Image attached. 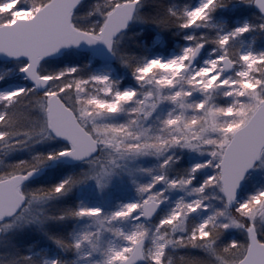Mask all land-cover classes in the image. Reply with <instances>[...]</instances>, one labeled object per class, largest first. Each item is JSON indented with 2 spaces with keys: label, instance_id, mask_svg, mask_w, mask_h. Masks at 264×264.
Returning <instances> with one entry per match:
<instances>
[{
  "label": "snow or ice",
  "instance_id": "1",
  "mask_svg": "<svg viewBox=\"0 0 264 264\" xmlns=\"http://www.w3.org/2000/svg\"><path fill=\"white\" fill-rule=\"evenodd\" d=\"M147 4L0 0V264H264V0Z\"/></svg>",
  "mask_w": 264,
  "mask_h": 264
},
{
  "label": "trees",
  "instance_id": "2",
  "mask_svg": "<svg viewBox=\"0 0 264 264\" xmlns=\"http://www.w3.org/2000/svg\"><path fill=\"white\" fill-rule=\"evenodd\" d=\"M195 0H148V4L146 7L143 9L145 12H153L158 5H169V4H176V5H183L186 3H194ZM144 31L142 32L141 35H133L131 39L128 40L127 43H124V45L129 49V50H136V46L138 44H141L143 41L147 40L149 43L153 40L155 30L152 28L150 25H144ZM177 42V37L171 38V44L170 48H173V45ZM54 145H43V146H36L37 151H46L49 147H52ZM27 151L25 152H19V153H14L9 155L6 158V161H11V160H16V159H21V158H27ZM61 178V174L55 176L54 178L50 179L49 181L44 182L42 179L34 180L32 181L34 186H47L51 183L57 182ZM59 206V202H57L56 205H54V209ZM4 237V234H2L0 240ZM7 237V236H6ZM45 238V237H44ZM46 239V238H45ZM5 243V242H4ZM17 244L21 251L24 252V249L32 244L30 240L28 239L27 235L20 236L19 234L10 232L8 235V239L6 244H8V247L6 248L5 246L1 249L0 252L4 251H9L11 250V244Z\"/></svg>",
  "mask_w": 264,
  "mask_h": 264
},
{
  "label": "rangeland",
  "instance_id": "3",
  "mask_svg": "<svg viewBox=\"0 0 264 264\" xmlns=\"http://www.w3.org/2000/svg\"><path fill=\"white\" fill-rule=\"evenodd\" d=\"M245 14H247V13H245ZM143 28H144L143 24H139V23L133 24L132 27L128 30V34L125 36L124 43H127L128 40L133 37V35H135L137 33H142L144 31ZM155 35H156V33H154V37H155ZM154 37H153V39H154ZM179 43H182V41L180 40L179 37H177V42L173 45V48L175 47L176 44H179ZM157 50H159V49H157ZM167 51L168 50H165V54H167ZM126 82H130V79H128ZM37 146H43V145H37ZM47 146H50V145H47ZM57 175H60V174L55 173L53 170H51V171H48L45 174V176H43L41 179L44 182H46V181H49L50 179L54 178ZM89 191H90V189H89ZM123 195H125L127 197H131V196L134 195V193H132L131 191H126V192L123 193ZM56 204H57V202H53V204H52V208L53 209H54V205H56ZM47 227L52 232H57V231L61 230L59 228V226H56V225H48ZM10 232L11 231H9L6 235L4 234V237L0 240V251L4 247V245L6 244L7 239H8V235H9ZM25 235H27L28 239L30 240V242H32L31 245L35 246L33 248V251H37V250H41V249H45V248H47V249H51L52 248L51 244L47 241V239H45L42 234L36 232L34 229L26 230V234ZM28 247H26L24 249L25 253L27 252ZM53 251H54V249H53ZM49 254H51V252H49Z\"/></svg>",
  "mask_w": 264,
  "mask_h": 264
},
{
  "label": "water",
  "instance_id": "4",
  "mask_svg": "<svg viewBox=\"0 0 264 264\" xmlns=\"http://www.w3.org/2000/svg\"><path fill=\"white\" fill-rule=\"evenodd\" d=\"M132 26V25H131ZM130 26V27H131ZM49 170H52L51 168H49V169H45V170H43L42 171V173H40L35 179H39V178H41L42 176H44L45 175V173L47 172V171H49ZM34 179V180H35ZM2 236V234H0V237Z\"/></svg>",
  "mask_w": 264,
  "mask_h": 264
}]
</instances>
